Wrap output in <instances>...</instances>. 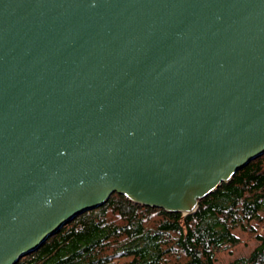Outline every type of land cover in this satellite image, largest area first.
<instances>
[{"label": "water", "instance_id": "obj_1", "mask_svg": "<svg viewBox=\"0 0 264 264\" xmlns=\"http://www.w3.org/2000/svg\"><path fill=\"white\" fill-rule=\"evenodd\" d=\"M264 154V0H0V264L114 193L193 213Z\"/></svg>", "mask_w": 264, "mask_h": 264}, {"label": "trees", "instance_id": "obj_2", "mask_svg": "<svg viewBox=\"0 0 264 264\" xmlns=\"http://www.w3.org/2000/svg\"><path fill=\"white\" fill-rule=\"evenodd\" d=\"M249 242L247 254H235ZM225 255L224 264H264V154L191 214L114 193L16 264H223Z\"/></svg>", "mask_w": 264, "mask_h": 264}, {"label": "rangeland", "instance_id": "obj_3", "mask_svg": "<svg viewBox=\"0 0 264 264\" xmlns=\"http://www.w3.org/2000/svg\"><path fill=\"white\" fill-rule=\"evenodd\" d=\"M251 246H253V242H249V245H246L244 247H241L237 253H235L236 255H245L249 252V250L251 249ZM231 258V256L225 255L222 259V263L224 264L225 262H227V260H229ZM233 258V256H232Z\"/></svg>", "mask_w": 264, "mask_h": 264}]
</instances>
